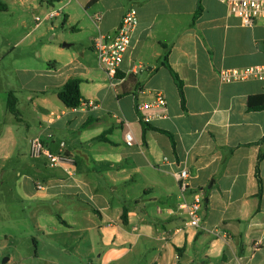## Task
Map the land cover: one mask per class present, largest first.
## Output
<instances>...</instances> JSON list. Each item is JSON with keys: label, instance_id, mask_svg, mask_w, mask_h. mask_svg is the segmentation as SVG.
Masks as SVG:
<instances>
[{"label": "crops", "instance_id": "obj_1", "mask_svg": "<svg viewBox=\"0 0 264 264\" xmlns=\"http://www.w3.org/2000/svg\"><path fill=\"white\" fill-rule=\"evenodd\" d=\"M76 1L42 0L44 17L35 16L28 30L0 0V177L9 165L23 171L10 193H22L38 213L39 231L56 220L87 236L83 253L79 241L64 245L87 264H264V111L248 110L264 81L220 78L223 70L264 66V18L242 27L218 0ZM131 8L139 24L112 80L94 41L115 34ZM84 31V41L72 37ZM165 55L183 82L185 109ZM70 79L81 80L84 100L97 109L62 103L58 93ZM158 93L168 116L144 136L137 107ZM11 94L17 115L8 107ZM36 137L53 152L64 143L70 163L24 162L18 151ZM185 168L184 199L205 197L196 230L185 228L179 208L177 174Z\"/></svg>", "mask_w": 264, "mask_h": 264}, {"label": "built area", "instance_id": "obj_2", "mask_svg": "<svg viewBox=\"0 0 264 264\" xmlns=\"http://www.w3.org/2000/svg\"><path fill=\"white\" fill-rule=\"evenodd\" d=\"M222 3L228 13L239 19L242 27H252L258 20L264 18V0H218ZM58 11L51 12L48 17L53 18L58 15ZM40 21V18H37ZM139 24L138 11L131 8L123 18L121 26L113 35L100 34L94 41L93 49L96 53L99 64L105 73L115 80L121 70L130 46L132 35ZM220 78L226 83H235L241 81L258 80L264 81V66L246 67L244 69H227L220 72ZM84 107L97 109L98 105L89 101L83 103ZM140 120L146 124H151L157 119H163L168 116V101L166 97L158 93L154 100L142 102L137 107ZM56 117L51 116L50 123ZM126 143L133 146L134 136L131 132L126 133ZM30 155L34 159H45L51 168L62 167L70 163L71 158L65 151V144L60 145L58 152H53L47 142L36 137L30 141ZM180 187L181 198L183 201L179 208L186 214L187 220L185 228L198 229L202 220V211L205 206V197L201 193H194L193 200L187 201L185 194L190 188V173L187 168L182 169L177 174ZM39 189H42L40 186Z\"/></svg>", "mask_w": 264, "mask_h": 264}, {"label": "rangeland", "instance_id": "obj_3", "mask_svg": "<svg viewBox=\"0 0 264 264\" xmlns=\"http://www.w3.org/2000/svg\"><path fill=\"white\" fill-rule=\"evenodd\" d=\"M7 1L10 5V13L23 16L28 24V30L34 26L35 16L44 17L43 13L41 14L42 9L39 8L42 0H24L23 4L21 0ZM120 1L128 5L124 0ZM74 2L77 1L74 0ZM86 35L84 31L79 35L72 34V37L84 41ZM76 46L78 47L79 44ZM27 145L26 140L25 146L18 152L21 153L22 160L31 165L34 160L30 156V149ZM7 170L5 177H0V264H56L53 263L52 256L58 259V264H87L85 259L75 254L71 256L65 254L68 249H64V245L66 242L79 241L81 253H83L87 248L88 237L84 234L78 236L69 233L56 220H54L56 224L48 223L46 231H39L36 227L38 213L21 198L22 193H10L9 191L14 182L19 179L18 173L23 174L22 166L19 169L16 165H9ZM34 239L37 240V245Z\"/></svg>", "mask_w": 264, "mask_h": 264}, {"label": "trees", "instance_id": "obj_4", "mask_svg": "<svg viewBox=\"0 0 264 264\" xmlns=\"http://www.w3.org/2000/svg\"><path fill=\"white\" fill-rule=\"evenodd\" d=\"M95 1L96 0H94L92 2H95ZM2 9H3V7H1V4H0V10H2ZM201 14H202V7L199 6L196 13H195L194 19H193V25L195 24L197 19L201 16ZM167 60H168V55H165L163 65L166 66L167 68H169L170 72L173 74V77L175 79V82L177 84V87L179 89V93L181 96L182 106L185 109L186 108V99H185V94H184L183 82L181 81L179 76L169 67V65H167ZM80 85H81V80L70 79L64 85V87L59 91V93H58L59 99L62 101V103L67 108L76 109V108L81 107L83 105V103L86 102L84 100L82 94H81ZM8 107H9V110L13 114L17 115V111L15 108V99H14L13 94H11L9 97ZM248 110L249 111H264V94L251 96L248 99ZM142 125H143L144 136H145L146 131L148 129H150L151 127H150V124H146L144 122H142ZM99 139L105 140L106 137H105V135H103V136L99 137ZM127 214H128V211L125 210L124 214H123V220L124 221L127 220V217H128Z\"/></svg>", "mask_w": 264, "mask_h": 264}, {"label": "water", "instance_id": "obj_5", "mask_svg": "<svg viewBox=\"0 0 264 264\" xmlns=\"http://www.w3.org/2000/svg\"><path fill=\"white\" fill-rule=\"evenodd\" d=\"M64 47H69V45L64 44ZM6 261H8V259Z\"/></svg>", "mask_w": 264, "mask_h": 264}]
</instances>
